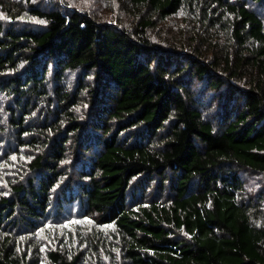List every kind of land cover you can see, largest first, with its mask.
Here are the masks:
<instances>
[{"label":"trees","instance_id":"obj_1","mask_svg":"<svg viewBox=\"0 0 264 264\" xmlns=\"http://www.w3.org/2000/svg\"><path fill=\"white\" fill-rule=\"evenodd\" d=\"M98 2L0 0V264H264V0Z\"/></svg>","mask_w":264,"mask_h":264},{"label":"rangeland","instance_id":"obj_2","mask_svg":"<svg viewBox=\"0 0 264 264\" xmlns=\"http://www.w3.org/2000/svg\"><path fill=\"white\" fill-rule=\"evenodd\" d=\"M75 2V0H73ZM109 1L110 0H100V2H98V5L97 4H92V10H93V13L94 14H98L99 11H101L103 9V7H105V9L107 8L108 4H109ZM115 17H112V14L108 12V15L107 17H103L102 20H106V21H111L113 22Z\"/></svg>","mask_w":264,"mask_h":264}]
</instances>
